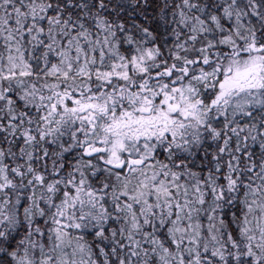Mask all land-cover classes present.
<instances>
[{"label": "snow or ice", "instance_id": "snow-or-ice-1", "mask_svg": "<svg viewBox=\"0 0 264 264\" xmlns=\"http://www.w3.org/2000/svg\"><path fill=\"white\" fill-rule=\"evenodd\" d=\"M0 264H264V0H0Z\"/></svg>", "mask_w": 264, "mask_h": 264}]
</instances>
